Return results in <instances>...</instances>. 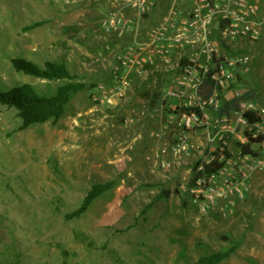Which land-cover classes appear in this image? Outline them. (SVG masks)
I'll return each instance as SVG.
<instances>
[{"label": "rangeland", "instance_id": "rangeland-1", "mask_svg": "<svg viewBox=\"0 0 264 264\" xmlns=\"http://www.w3.org/2000/svg\"><path fill=\"white\" fill-rule=\"evenodd\" d=\"M111 2L0 0V91L30 84L52 96L64 83L16 72L15 58L64 63L88 85L57 123L26 130L16 110L0 104V264H200L234 247L221 264H264V168L251 173L248 196L226 214L219 206L200 212L193 191L207 178L203 163L217 154V129L179 126L184 106L175 111L167 97L173 76L138 81L115 108L94 101L123 47L103 28ZM243 42L237 51L251 56L250 69L233 90L255 93L249 103L264 118V35ZM234 92L221 96L212 118L224 116ZM247 132L242 125L240 137L228 138L231 158L248 153ZM179 142L188 151L177 155ZM250 151L264 158V146ZM106 183L113 188L82 217L67 218L94 185Z\"/></svg>", "mask_w": 264, "mask_h": 264}, {"label": "built area", "instance_id": "built-area-1", "mask_svg": "<svg viewBox=\"0 0 264 264\" xmlns=\"http://www.w3.org/2000/svg\"><path fill=\"white\" fill-rule=\"evenodd\" d=\"M103 28L123 47L117 53L111 82L98 85L94 101L115 108L138 81L156 73L173 76L167 97L174 99L171 108L175 111L184 106L179 126L217 129L211 140L217 154L203 168L215 159L225 163L217 172L206 174L193 191L200 212L219 206L226 214V209L245 200L250 175L264 168V158L252 151L231 158L226 150L228 138L240 137L236 130L243 125L249 130L245 146L251 138L253 145L264 146V118L249 99L240 102L239 111L230 113L236 122L229 119L230 114L214 119L210 111L221 108V96L234 92L238 76L250 69L251 56L237 50L243 41L254 43L264 35V0H112ZM233 94L232 99L244 96L239 91ZM250 111L258 113L262 122L250 125L244 117ZM187 146L179 142L174 151L181 154L188 151Z\"/></svg>", "mask_w": 264, "mask_h": 264}, {"label": "trees", "instance_id": "trees-1", "mask_svg": "<svg viewBox=\"0 0 264 264\" xmlns=\"http://www.w3.org/2000/svg\"><path fill=\"white\" fill-rule=\"evenodd\" d=\"M12 65L18 73L48 81H64L52 96L40 95L30 84H24L6 92L0 91V104L9 109L16 110L17 117L22 122L20 130H26L30 126L45 124L47 122L57 123L63 117L66 107L70 103L73 95L88 89V85L78 81L68 70L67 66L61 62H46L45 66L41 67L33 61L24 58H15L12 61ZM165 77H167V74L156 73L153 78L164 79ZM151 93L146 91L144 92V95L150 97ZM254 96L255 93L248 92L242 97V99H232L227 101L221 109V112L224 114H230L239 111L240 102L245 99L254 98ZM244 117L252 126L262 122V117L258 113L251 111L246 112ZM254 143L255 141L251 138L246 144L245 147L248 149V152H250V148ZM229 157L230 155L227 154V159ZM224 165V162L215 159L211 164H205L204 169L206 174L209 175L217 172ZM113 184L114 183L94 185L84 198L81 205L72 214L68 215L67 218L72 219L82 217L97 199L113 188ZM160 199L161 196L156 197L153 202L146 206L142 214H145L151 209ZM235 251L236 247L223 252H217L207 257H202L199 260V263L221 264L229 259Z\"/></svg>", "mask_w": 264, "mask_h": 264}, {"label": "crops", "instance_id": "crops-1", "mask_svg": "<svg viewBox=\"0 0 264 264\" xmlns=\"http://www.w3.org/2000/svg\"><path fill=\"white\" fill-rule=\"evenodd\" d=\"M152 77H154V75Z\"/></svg>", "mask_w": 264, "mask_h": 264}]
</instances>
